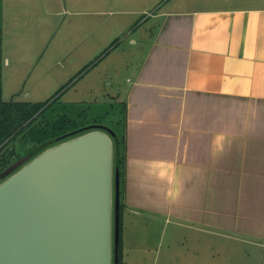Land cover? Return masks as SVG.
<instances>
[{"label": "crops", "instance_id": "obj_1", "mask_svg": "<svg viewBox=\"0 0 264 264\" xmlns=\"http://www.w3.org/2000/svg\"><path fill=\"white\" fill-rule=\"evenodd\" d=\"M151 7L103 68L126 104L121 249L163 230L166 264H246L264 247V0Z\"/></svg>", "mask_w": 264, "mask_h": 264}, {"label": "rangeland", "instance_id": "obj_2", "mask_svg": "<svg viewBox=\"0 0 264 264\" xmlns=\"http://www.w3.org/2000/svg\"><path fill=\"white\" fill-rule=\"evenodd\" d=\"M5 1L2 99L43 102L44 107H48L32 127L2 147L0 167L8 159L13 165L19 156L30 152L46 122L51 131L55 125L63 123L67 129H74L73 126L93 124L95 120L112 126L119 122L117 128L123 132L124 101L117 98L115 84H109L110 78L103 71L104 64L124 46L131 45L133 34L130 32L134 28L123 29V24L136 22L152 13L151 6L157 0ZM204 1L224 5L248 0ZM133 7L140 10L147 7L148 12L134 14L124 11ZM109 51H112L110 56H106ZM164 236L162 230L160 236H152L148 242L143 235L138 240L137 233H134L128 240L129 246L122 250V264H166L168 241ZM194 254L189 251V259H194ZM251 255L246 264H264V247L253 249Z\"/></svg>", "mask_w": 264, "mask_h": 264}, {"label": "water", "instance_id": "obj_3", "mask_svg": "<svg viewBox=\"0 0 264 264\" xmlns=\"http://www.w3.org/2000/svg\"><path fill=\"white\" fill-rule=\"evenodd\" d=\"M90 127L0 173V264H119V138Z\"/></svg>", "mask_w": 264, "mask_h": 264}, {"label": "trees", "instance_id": "obj_4", "mask_svg": "<svg viewBox=\"0 0 264 264\" xmlns=\"http://www.w3.org/2000/svg\"><path fill=\"white\" fill-rule=\"evenodd\" d=\"M1 12V9H0ZM1 15V13H0ZM2 40H3V29L0 18V150L3 146L6 145L8 141L13 140L16 136L25 130L26 128L32 127L37 117L42 114L46 108L44 107L43 102H29V101H4L2 99V64H3V54H2ZM125 108V118H124V129L123 132L117 127L109 124H103L99 120H95L93 124L83 125V126H73L74 129H67V126L63 123L62 125H55L54 130L51 131L50 124L46 122L43 129V133L38 135L33 144L31 145L30 152L25 155L19 156L17 161L25 158L22 166L25 162L36 156L38 153L43 151L45 148L60 143L62 141L71 139L83 133H86L93 129H98L99 127H90L91 125H106L110 127L119 138V151L114 140V168L116 161H119V174H120V183L124 182V166H125V156H126V104L124 103ZM44 107V108H43ZM30 146V145H29ZM13 152V150H12ZM16 161V162H17ZM11 159H8L6 164L0 167V173L6 171L11 165ZM15 162V163H16ZM8 166V167H7ZM115 170V169H114ZM122 190H120L121 192ZM121 208V203H120ZM120 210V209H119ZM121 211V210H120ZM121 213V212H119ZM121 218L119 220V264H122V249H121Z\"/></svg>", "mask_w": 264, "mask_h": 264}, {"label": "flooded vegetation", "instance_id": "obj_5", "mask_svg": "<svg viewBox=\"0 0 264 264\" xmlns=\"http://www.w3.org/2000/svg\"><path fill=\"white\" fill-rule=\"evenodd\" d=\"M5 178H3V180H4ZM1 183V182H0Z\"/></svg>", "mask_w": 264, "mask_h": 264}]
</instances>
